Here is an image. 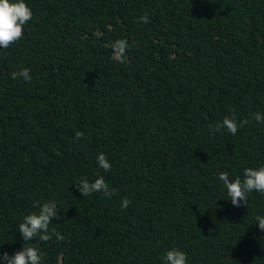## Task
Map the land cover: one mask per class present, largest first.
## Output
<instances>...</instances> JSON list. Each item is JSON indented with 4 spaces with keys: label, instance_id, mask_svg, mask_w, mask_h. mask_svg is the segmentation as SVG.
Masks as SVG:
<instances>
[{
    "label": "trees",
    "instance_id": "trees-1",
    "mask_svg": "<svg viewBox=\"0 0 264 264\" xmlns=\"http://www.w3.org/2000/svg\"><path fill=\"white\" fill-rule=\"evenodd\" d=\"M0 264H264V0H0Z\"/></svg>",
    "mask_w": 264,
    "mask_h": 264
}]
</instances>
